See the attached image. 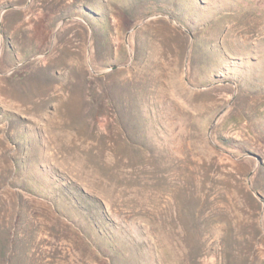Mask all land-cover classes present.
I'll return each instance as SVG.
<instances>
[{
  "label": "rangeland",
  "instance_id": "obj_1",
  "mask_svg": "<svg viewBox=\"0 0 264 264\" xmlns=\"http://www.w3.org/2000/svg\"><path fill=\"white\" fill-rule=\"evenodd\" d=\"M0 264H264V0H0Z\"/></svg>",
  "mask_w": 264,
  "mask_h": 264
},
{
  "label": "water",
  "instance_id": "obj_2",
  "mask_svg": "<svg viewBox=\"0 0 264 264\" xmlns=\"http://www.w3.org/2000/svg\"><path fill=\"white\" fill-rule=\"evenodd\" d=\"M116 67H112L111 69H115ZM223 112V111H222ZM221 112V113H222ZM248 156H251V157H254V158H256V159H258L254 154H248ZM257 197L259 198V199H261V197L259 196V195H257ZM262 200V199H261Z\"/></svg>",
  "mask_w": 264,
  "mask_h": 264
}]
</instances>
